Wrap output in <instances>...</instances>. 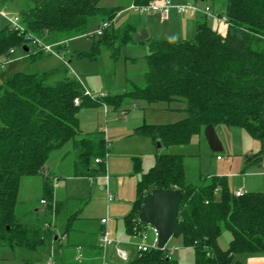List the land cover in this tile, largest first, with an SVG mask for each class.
I'll return each mask as SVG.
<instances>
[{
  "label": "trees",
  "instance_id": "16d2710c",
  "mask_svg": "<svg viewBox=\"0 0 264 264\" xmlns=\"http://www.w3.org/2000/svg\"><path fill=\"white\" fill-rule=\"evenodd\" d=\"M27 1L28 5L18 12L21 30L6 27L0 33V55L4 57L10 56L12 47L23 50V46L28 48L31 44L40 48L39 43L57 44L52 50L66 54L68 40L84 34L87 17L103 13L109 19L113 14L102 11L99 0ZM150 1L153 0H133L136 6ZM203 2H209L206 8L210 11L219 5L213 14L226 19L224 33L212 29L203 14L196 20L191 40L147 38L137 42L147 43L144 84H133L128 92L97 99L95 103L117 110L139 98L149 104L184 102L187 115L182 121L165 126L144 125L135 130L136 135L147 137L154 144H184L192 135L203 136L208 125H225L241 128L263 147L264 0ZM135 32L131 25L117 33L105 30L93 43V58L100 45L114 56L113 42L134 41ZM82 56L77 54L78 58ZM60 74V70L18 72L0 84V247H24L37 252L58 241L60 212L69 211V201L53 200L54 178L45 172L51 152L69 143L76 176L89 174L91 160L106 155L102 138L95 142L81 137L75 114L89 100L76 80L58 77ZM75 99L77 106L73 105ZM263 162L257 155L246 158V164L260 165V169ZM90 172L99 175L103 170ZM33 176L41 177V201L46 215L27 224L18 220L15 207L21 179ZM218 188L221 197L216 200L214 192ZM155 189L180 193L173 237H180L184 247L192 248L194 264H230L236 255H264V192L234 197L227 190L225 179L217 177L187 185L182 157L156 155L154 165L140 174L131 211L122 219L128 235L137 236L147 227L138 220V213L143 198ZM74 216L62 222L63 236L68 234ZM225 230L231 239L227 249L221 251L216 240ZM128 264L177 263L167 257L164 248L137 252Z\"/></svg>",
  "mask_w": 264,
  "mask_h": 264
},
{
  "label": "rangeland",
  "instance_id": "374dc122",
  "mask_svg": "<svg viewBox=\"0 0 264 264\" xmlns=\"http://www.w3.org/2000/svg\"><path fill=\"white\" fill-rule=\"evenodd\" d=\"M168 1L173 6L195 7L199 13H203L209 5V2L199 0ZM27 5V0H5L0 3V33L6 27H10L9 20L17 18L18 12ZM133 5V0H99L98 7L113 14L109 19H105L103 13L87 17L84 34L68 40L65 45L66 54L57 51L46 52L44 49L41 51L31 44L27 52L12 47L10 59L0 68V84L18 72L29 74L60 70L61 74L58 77L76 80L89 100L87 105L81 107L75 114L79 128L88 138L102 136L108 142L106 155L100 158L101 164H94L92 160L90 162L92 170L102 169L104 176H76L71 167L74 153L69 143L62 149L51 152L45 163V167L51 169L58 177L56 197L67 198L70 211L82 207L79 218L72 223L76 233L70 232L74 235L72 238L69 237V242L77 241L76 237L80 236L88 240L95 235L100 237V219L106 221L107 230L113 231L115 227L119 230L122 226V218L131 211L135 199V184L140 174L146 173L154 165L156 155L169 154L182 157L183 179L187 185H196L206 178L217 177L225 179L226 188L230 193L234 190L264 192V173L260 170V165L246 164V158L251 155H257L264 160V146L261 147L257 140L241 128L225 125H217L213 128L221 146L218 152H212L200 134L192 135L184 144L170 146L161 144L158 147V142L154 144L149 138L136 135L135 130L144 125L165 126L182 121L187 115L184 102L160 101L149 104L139 98L126 102L117 110L95 103L97 99L128 92L132 83L137 86L144 84L143 77L147 71L145 55L148 52L146 42L137 43L134 39L124 42L122 39H116L112 50L114 56L102 45L99 46L94 58L92 56L93 43L99 39L96 31L102 22L109 24L107 33H117L127 25L140 26L145 17L149 14L153 15L151 12L138 14L132 10ZM218 10L219 5H215L209 17L212 18L213 13ZM187 12L192 11L189 9ZM173 15L174 20L178 19L177 14ZM157 21L160 24L161 19ZM217 23L219 30L224 33L226 19L224 23ZM144 29L146 30L147 27ZM161 34L157 38L162 40H191L194 37V34L186 35L183 31ZM149 35L152 38V31H149ZM55 46L57 44H52L51 48ZM78 53L83 56L78 58ZM3 57L0 55L1 59ZM40 183L39 176L24 177L20 181L15 215L17 218H22V221L32 220L31 215L35 211H37L35 214L39 215L44 211V205L40 204L42 199ZM55 183L56 181L54 185ZM107 194L113 197L109 202L106 198ZM214 197L216 200L220 199V188L216 189ZM107 230V236L111 235ZM144 233L145 240L139 236L127 237L128 244L122 249L125 250L130 261L137 254L135 244L143 242L149 247L153 244L154 235L151 227L147 226ZM230 239V233L226 230L222 231L216 240L217 248L221 251L226 250ZM59 241L61 245L67 243L65 237L60 238ZM164 248L167 257L177 264H194L192 248L184 247L180 237L170 238ZM45 251L44 253L41 250L37 257L33 251L24 247H0V264H20L21 259L28 258L33 260L32 264H38L43 261V254H49L47 249ZM128 262L122 263L116 256L115 259L113 257V261L107 260V264H128ZM236 263L264 264V255H236L230 264Z\"/></svg>",
  "mask_w": 264,
  "mask_h": 264
},
{
  "label": "crops",
  "instance_id": "0c3cea01",
  "mask_svg": "<svg viewBox=\"0 0 264 264\" xmlns=\"http://www.w3.org/2000/svg\"><path fill=\"white\" fill-rule=\"evenodd\" d=\"M151 14H153V15L149 14L147 17L144 18L142 25L135 27L136 31H138L139 29H144V28L147 27L148 30L147 29L146 30H147L148 38H151L150 35H149V31H152V38L151 39H159L157 37H160L162 35L161 33L169 34V33H173V32L179 33L181 31H183L186 35L194 34L196 20H197V18L199 16L203 15L202 13H199L197 10L192 11V12H187L185 14H178V13H176V11L174 9H172L169 12V17L166 16V17L162 18L157 13H151ZM173 14H175V15L177 14L178 15V19L174 20V15ZM157 15H159L160 17H158ZM159 18L161 19L160 24L157 21ZM209 20L210 19H208L207 22L208 23L211 22L210 27L212 29L216 30L217 32L222 33L219 30V27H218L219 24L215 23L214 21H212V19H211V21H209ZM131 26H133V25H131ZM133 84L134 83H132L131 85H133ZM131 85H130V87H131ZM77 122H78V120H77ZM78 129H79V133H80L81 137L88 138L86 135L83 134L84 132L79 128V122H78ZM101 138H102V136H98L96 138H89V139H91L92 141L97 142V140L99 141ZM102 140L105 143V147H108V142H106L103 138H102ZM216 158H217V160H219L218 156ZM96 159L100 160V158H96ZM73 161H74V159H73ZM93 163L94 164H101V160H100L99 163H95V160H93ZM71 167H73V166H71ZM90 168H91L90 170H92V166L91 165H90ZM90 170L88 172L89 174L82 175V176L83 177H85V176L86 177H94V176L98 177L97 176L98 173L97 174L96 173L93 174L92 172H90ZM45 172L48 173V175H50L51 177L54 178L53 182H52L53 183V200H54V202H64V201L67 202L68 201L67 198L62 199V198H57L56 197V191L58 190V188H57L58 177H56V175L48 167H45ZM99 175L100 176L101 175L104 176L103 173L99 174ZM55 181H56V183L54 185ZM41 188H42V183H40V189ZM40 202H41V199H40ZM42 205H44V204H42ZM81 211H82V207L78 211H75V210L74 211H70L69 210V211H61L60 212L59 225H58L57 231H56L57 232V237H59V239L62 238V237H65L67 243L65 245H61V243H60V241L58 239V241H56L54 244H50V246L42 247L37 252L33 251L37 255V257H39L38 254H39V252L41 250H42V252L44 251V253H45L46 252L45 249H47L49 254H51V253L53 254V261H54L53 264H107V260H109V261L112 260L113 261V257L115 259L116 248L121 250L123 247L127 246V244H128L127 243L128 242L127 241L128 240L127 237L132 236V235H128L125 232V229H124V226H123V222H122V226L119 228V230H118V227H115L114 230L112 231L110 229L107 230L106 229V225L103 226L101 224V220H103V219H100V221H99L100 230L102 232L103 229H105V231L107 230L108 233L110 232L111 235L108 234L107 237L108 238L110 237L109 239H112L113 241L117 242L116 246H115L114 243L111 244V245H108V246H102L100 244V242H99V238L100 237L97 236V235L92 236V238L89 239V240L87 238L83 237V236H80V237H76L77 241L69 242V237L72 238L74 233H76V231L72 228V223H73L74 220L79 218ZM35 212H37V211H35ZM35 212H34L33 215H31L32 220H28V221L23 220L22 221L21 220L22 218L21 219L18 218V220L22 221L23 223L29 224L31 222H36V221L42 220V218H44L45 215H46V211H42V213L40 215L39 214H35ZM61 214H62V216H61ZM71 215H76V216H74L72 218V221H71V224H70V230H69L68 234L63 236L62 235V227H63L62 222L68 216H71ZM72 231H74V233H72V235H71L70 232H72ZM101 232H100L99 235H101ZM153 242H154V238H153ZM118 246H120L121 248H118ZM122 251L125 252L124 249H122ZM49 254H47V255L43 254V257H44L43 261L39 262L38 264H46V260H47V257L49 256ZM116 258H117V256H116ZM128 260L130 262V258L129 257L127 258V261L125 263H127ZM32 261L33 260H31L30 258L21 259V263L20 264H32ZM120 262H122V261H120ZM122 263H124V262H122Z\"/></svg>",
  "mask_w": 264,
  "mask_h": 264
},
{
  "label": "water",
  "instance_id": "95a60500",
  "mask_svg": "<svg viewBox=\"0 0 264 264\" xmlns=\"http://www.w3.org/2000/svg\"><path fill=\"white\" fill-rule=\"evenodd\" d=\"M203 1V0H200ZM148 38L145 29H139L134 35L135 42ZM23 51L27 48L23 46ZM203 137L212 152L221 150L214 129L211 125L203 129ZM159 147V144L157 143ZM181 195L176 190L155 189L147 194L142 201L138 213V220L146 226L152 227L157 233L156 249L163 250L165 244L173 237L178 223V206Z\"/></svg>",
  "mask_w": 264,
  "mask_h": 264
},
{
  "label": "built area",
  "instance_id": "2783aa9c",
  "mask_svg": "<svg viewBox=\"0 0 264 264\" xmlns=\"http://www.w3.org/2000/svg\"><path fill=\"white\" fill-rule=\"evenodd\" d=\"M174 9L176 11V13L178 14H184L186 13L187 10H192V11H195V7H189V6H173L170 1L168 0H153V1H150L148 2L146 5H142V6H136V5H133L132 7V10L138 14H144V13H157L159 14L162 18L163 17H166L169 12ZM210 13V10H208L207 8L204 9L203 13L202 14H205L207 16V19L210 18L209 17V14ZM212 21H214L215 23L217 22H223L224 23V19L223 17H217L216 15H212ZM9 29L11 30H14V31H20L21 28L19 26V19L18 17L17 18H14L12 20H9ZM109 27V24L107 22H102L99 27H98V30L96 31V35L98 37H100L103 32ZM40 48H42V50L44 49V51L46 52H52V48L51 46L49 45H44V44H38ZM10 53V56L8 57H3V59L0 58V68L3 67V65L6 63V61H8L11 57V53L12 51L10 50L9 51ZM84 95L86 96V94L84 93ZM78 100L75 99L73 101V105L74 106H77L78 105ZM219 159V158H218ZM100 160L99 159H95V163H99ZM261 171L264 173V162L263 164L261 165ZM247 192L246 191H242V190H234L232 191V195L234 197H241L243 196L244 194H246ZM107 198V201H111L113 199V197H111V195L107 194L106 196ZM42 204H44L43 201H41ZM101 224L104 226L106 225V221L105 220H101ZM151 230H152V233L154 235V242L153 244L149 247L147 246L146 244H144L143 242H139L137 244H135V249L137 252H146V251H149V250H154L156 249V242H157V233L155 231V229H153L151 227ZM137 236L141 237L143 240L146 239L145 237V233L144 231L139 233ZM99 242L102 246H108V245H111V244H115V246L117 245V242L113 241V240H110L107 235H106V231L105 229H103V231L101 232V235H100V238H99ZM116 256L117 258L122 261V262H126L127 261V254L120 250V249H117L116 248ZM54 261H53V254H49V256L47 257V260H46V264H53Z\"/></svg>",
  "mask_w": 264,
  "mask_h": 264
}]
</instances>
